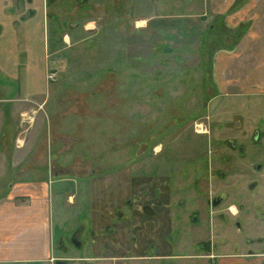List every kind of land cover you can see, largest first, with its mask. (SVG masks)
Returning a JSON list of instances; mask_svg holds the SVG:
<instances>
[{"label": "rangeland", "instance_id": "rangeland-1", "mask_svg": "<svg viewBox=\"0 0 264 264\" xmlns=\"http://www.w3.org/2000/svg\"><path fill=\"white\" fill-rule=\"evenodd\" d=\"M225 2L157 0L160 9L139 14L137 0L123 9L119 0H50L41 21L42 0H0V24L11 26L28 7L36 12L28 32L11 38L6 25L0 30V199L12 186L17 197L34 198L22 183L45 181L54 227L46 260L32 262L107 258L108 242L122 239L141 198L159 206L172 244L167 260L176 264H229L248 251L254 260L264 248V167L254 170L264 156V86L218 92L217 54H230L249 27V10L234 26L212 13ZM1 9L16 13L2 17ZM228 9H264V0H234ZM174 13L196 14L193 31L182 21L154 31L135 24ZM239 24L245 27L233 31ZM22 46L25 56H18ZM217 192L225 200L213 208ZM138 253L137 244L126 255Z\"/></svg>", "mask_w": 264, "mask_h": 264}, {"label": "crops", "instance_id": "crops-1", "mask_svg": "<svg viewBox=\"0 0 264 264\" xmlns=\"http://www.w3.org/2000/svg\"><path fill=\"white\" fill-rule=\"evenodd\" d=\"M94 1V0H92ZM130 0H119L118 6L120 9H123L124 6L128 5ZM141 2V5H136L135 9H138L139 14H147L149 9H160L159 3L157 0H137ZM225 9H216L212 11V13L217 14H225L227 17L226 21L230 26L236 25L241 20V15L245 14V11H248V17L246 18V22H249V27L241 39L240 43L235 47L234 50L229 54L218 53L216 57V65L217 70L215 72V78L217 82L218 92H224L228 89L233 90V88H238L240 92L248 94L254 92V90H263L264 86V9H228L229 6L233 3L234 0H225ZM43 3V0H42ZM42 3L40 4V8L42 9ZM246 2L245 4H247ZM117 8L119 9V7ZM245 6V5H244ZM97 8V4L95 5V9ZM99 8H102V5H99ZM39 10V18L43 21V15L47 11L43 9V11ZM2 17L12 15L16 13V9H1ZM30 12V13H28ZM124 13V12H123ZM157 13V12H156ZM155 13V14H156ZM5 14V15H3ZM36 12L34 9H22V12H19L18 18L20 20H13L10 22L11 26L8 25V21L0 24V30L3 28V25H6L5 28L8 31L11 30L10 37L17 33L20 34L19 31L24 30L25 32L29 31L28 23L30 21V17L35 15ZM182 14V13H181ZM174 14H168L169 17L161 18L159 15H151L147 18H140V20H136V26H140V29L145 27H150V29H146L149 31H154L155 28H158L160 24H166L173 26L176 23H182L187 27V32L193 31L192 24L193 20H190V16H196L193 13H185L186 17H175ZM1 16V14H0ZM189 17V18H188ZM197 17V16H196ZM169 18V19H166ZM196 20V19H195ZM234 20V22H233ZM89 20L85 24V27L88 25ZM84 22V23H85ZM23 23L21 28L14 29L17 27V24ZM199 23V22H198ZM148 25V26H147ZM2 27V28H1ZM72 28L75 27V23H72ZM170 28V27H169ZM3 30V29H2ZM198 30V29H197ZM7 33L5 34V36ZM2 33H0V37ZM67 36V35H66ZM67 39V38H66ZM154 43V42H152ZM158 43V42H157ZM9 46L10 45L9 42ZM13 48V47H12ZM11 49V48H10ZM12 50V49H11ZM1 41H0V59H1ZM14 52V50H13ZM18 56H25V49L22 46V50L18 52ZM5 57H10L11 52L5 51ZM221 55L224 56V59H221ZM228 57H232L228 59ZM20 60L17 62V64ZM24 63V61H23ZM16 64V65H17ZM15 78V77H14ZM12 78V79H14ZM251 78H256V80L248 81ZM16 80V79H14ZM226 92V93H227ZM232 92V91H231ZM225 94V93H224ZM223 94V95H224ZM261 94H264L261 93ZM234 95V93H233ZM1 98V97H0ZM30 98H34V96H29ZM1 102V100H0ZM0 110V131L2 125V114ZM10 121H13V119ZM10 123V122H9ZM218 123V122H217ZM1 142V140H0ZM35 147H33V150ZM22 183V182H21ZM25 185L24 188H28L29 186L33 189L34 198H19L18 189L13 186L9 189L10 193L6 199H0V264H27L30 261H43L46 260L49 253V240L53 231V224L50 223V213H49V202L47 204V199L45 198V192L47 191V186L45 181H34L33 183H22ZM22 185V186H23ZM11 186V185H10ZM9 186V187H10ZM151 202V201H150ZM134 212H131L129 216H126V229L123 232L122 245L127 248L136 246V239L140 236V232H147L150 235H153V232L158 231L160 236V244L156 243L157 246L162 249L165 247V257L164 261L169 262L170 250L166 249V246L171 245L167 240V232L169 229V225H166V222L162 216H158L157 218L151 216L149 212L146 210H140L139 207L135 208ZM168 218V223L171 222L170 214H166L165 218ZM92 220V217H91ZM171 232V231H170ZM167 236V237H166ZM134 238L135 244L133 241H128ZM124 239V241H123ZM100 244V243H99ZM102 246V245H101ZM141 249V244L138 245ZM100 247V246H98ZM144 247V245H143ZM108 248V246L106 247ZM134 249V248H133ZM264 250L262 248L260 251ZM257 251L254 256L256 258L250 259L252 257L251 254L245 256L239 254L235 257H231L229 264H248L247 261L251 260L253 264L262 263L264 261V251ZM113 252V251H112ZM259 252V253H258ZM116 255L115 252L112 253ZM156 254V253H155ZM160 254L152 255L156 256V261L159 260L158 256ZM130 255L126 254H117L115 258H112L114 261H122L121 264H135L133 263L129 257ZM107 258L99 260L102 262H98V264H108V255ZM90 258V257H89ZM90 259H93L92 257ZM126 259L130 261L124 262ZM253 260V261H252ZM107 261V262H104ZM95 262V264H97ZM164 262V263H165ZM115 263V262H114ZM164 264L163 262H161ZM117 264V262H116ZM221 264V263H220Z\"/></svg>", "mask_w": 264, "mask_h": 264}, {"label": "flooded vegetation", "instance_id": "flooded-vegetation-1", "mask_svg": "<svg viewBox=\"0 0 264 264\" xmlns=\"http://www.w3.org/2000/svg\"><path fill=\"white\" fill-rule=\"evenodd\" d=\"M29 1H31V0H29ZM50 0H43V3H42V9H43V5H44V8H46L47 7V4H48V2H49ZM51 2H53V0H51ZM33 7V6H32ZM32 7H28V8H26V9H32ZM35 7V6H34ZM28 13H30V12H28ZM66 34V33H65ZM19 64L20 65H23V62H19ZM251 121H252V119H250V121H249V123L251 124ZM249 129V128H248ZM247 129V130H248ZM264 131V130H263ZM262 131V132H263ZM245 132H247V131H245ZM243 133V138L245 139L246 138V136H247V133ZM264 133V132H263ZM254 137V138H253ZM257 137L259 138L260 137V134L259 133H257L256 135H252V140H256L257 139ZM235 140V138L233 139V141ZM227 141H229V140H227ZM263 159V160H262ZM262 162H257V163H254V170H257V171H260V170H262L263 169V167H264V156L262 157ZM262 176L264 177V172L262 173ZM251 185L253 186V187H255V186H257L256 185V181L254 180V181H252V183H251ZM259 186V185H258ZM136 190L137 191H139V189H137L136 188ZM218 196H220V197H223V199L220 201V202H217L218 204L217 205H215V206H212V204H211V201H212V199L214 200V201H217V197ZM215 197V198H214ZM219 197V198H220ZM225 200V193L224 192H217L216 194H214L213 195V197L211 198V200H210V206L211 207H216V206H218L219 204H221V202H223ZM149 201V200H148ZM148 201H146V202H144L143 201V198H141L140 200H136V206L137 207H139L140 209H141V211L142 210H146L147 212H149L150 213V215L151 216H154V217H158V216H160V211H159V206H157L155 203H152V202H148ZM125 204H126V206L128 205V202H125ZM136 209L134 208L131 212H134ZM260 213H261V211H260ZM261 215H262V217H264V212H262L261 213ZM192 221H195L196 219H195V217L194 216H192V219H191ZM236 223V222H235ZM236 226H238L239 224H235ZM105 227H107V225H104ZM110 228H111V226H108V234H110L111 232H109V230H110ZM79 232V231H78ZM78 232H74V234L71 236V241H74L75 242V239L77 240V236H78ZM157 235H159V233H158V231H155V232H153V235H150V234H148L147 232H140V236L136 239V241H137V243H136V245L138 244V245H140L141 244V249H140V251H141V253H138V254H136V255H134V256H129L130 257V259H137L138 260V263L137 264H143V262H145V261H149V262H152V264H158V262L156 261V256H152L153 254L154 255H156V254H158L159 252H163V253H165L164 252V247L162 248V249H160V247L159 246H157V244L156 243H159L160 244V241H159V239H160V236H157ZM94 238V237H93ZM169 239H170V233L168 234V242H169ZM130 241H133L134 242V244H135V240H134V238H132L131 240H129L128 241V244L130 243ZM170 243V242H169ZM73 244V243H72ZM108 245H110V246H108V258H110V259H112V258H115L116 257V255H113L112 254V251L113 252H115L116 254H119V253H121V254H126V252H130V250H133V248L134 247H136V246H134V247H125V246H123L122 245V242L120 243V241H118V240H110L109 242H108ZM143 245H144V247H143ZM172 245V244H171ZM173 247V246H172ZM170 248H171V246L169 245L166 249L167 250H170ZM170 252H171V250H170ZM156 253V254H155ZM250 254V252L248 251L246 254H242V255H249ZM237 255H239V254H237ZM236 255V256H237ZM231 260V257H228V259H227V261H230ZM176 260H169V264H176V262H175ZM60 264V263H59ZM162 264V263H161Z\"/></svg>", "mask_w": 264, "mask_h": 264}, {"label": "water", "instance_id": "water-1", "mask_svg": "<svg viewBox=\"0 0 264 264\" xmlns=\"http://www.w3.org/2000/svg\"><path fill=\"white\" fill-rule=\"evenodd\" d=\"M220 196H218L217 198V201H214L213 199H212V201H211V204H212V206H215V205H217L218 203L217 202H220L222 199H223V197H220ZM215 198V197H214ZM75 246H77V242H74V241H71Z\"/></svg>", "mask_w": 264, "mask_h": 264}, {"label": "trees", "instance_id": "trees-1", "mask_svg": "<svg viewBox=\"0 0 264 264\" xmlns=\"http://www.w3.org/2000/svg\"><path fill=\"white\" fill-rule=\"evenodd\" d=\"M243 27H245V24H239L238 26H236L235 28H234V30L233 31H237V30H241V29H243ZM33 264L34 262H29V264ZM28 264V263H27ZM35 264V263H34Z\"/></svg>", "mask_w": 264, "mask_h": 264}]
</instances>
